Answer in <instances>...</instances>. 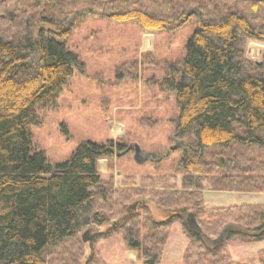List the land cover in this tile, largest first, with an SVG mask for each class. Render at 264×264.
Wrapping results in <instances>:
<instances>
[{
	"label": "trees",
	"instance_id": "obj_1",
	"mask_svg": "<svg viewBox=\"0 0 264 264\" xmlns=\"http://www.w3.org/2000/svg\"><path fill=\"white\" fill-rule=\"evenodd\" d=\"M87 18L133 21L149 34L198 25L184 57L164 62L154 80L161 93L175 94L172 123L184 144L181 189L148 195L164 221L144 201L128 206L142 195L134 182L116 190L98 172V161L123 155L122 141H82L56 163L33 142L38 112L55 108L72 76L85 74L66 39ZM249 42L264 44V0H0V264H58L52 256L81 245L79 233L106 223L112 210L120 220L100 238L119 231L142 264H160L175 223L188 238L183 264H239L227 247L264 240V201L206 208L202 191L206 180L215 191L264 195V53L257 62L245 58ZM109 200L114 209L96 207ZM257 257L264 264V250ZM66 259L80 264L71 253Z\"/></svg>",
	"mask_w": 264,
	"mask_h": 264
},
{
	"label": "rangeland",
	"instance_id": "obj_2",
	"mask_svg": "<svg viewBox=\"0 0 264 264\" xmlns=\"http://www.w3.org/2000/svg\"><path fill=\"white\" fill-rule=\"evenodd\" d=\"M197 26L192 21L174 32L149 34L141 32L133 21L87 18L79 23L67 37L66 44L85 64V74L72 76L55 108L38 112L40 123L32 127L36 147L45 151L50 162L56 163L69 159L82 141L98 144L110 139L122 141L127 145L123 155L100 160L105 164L97 168L98 172L116 190L131 187L134 182L133 187L142 192V199L134 198L128 206L135 210L136 200L144 201L152 218L164 221L163 209L148 195L162 187L181 189L177 164L184 144L175 135L172 123L178 115L175 94L161 93L154 80L162 77L164 62L184 57L186 42ZM250 45L262 48L258 57L248 54ZM263 53L264 44L249 42L245 46V58L250 61H260ZM115 111L117 121L113 119ZM130 145L138 147L137 157L134 148L129 151ZM203 187L206 208L264 201L261 193L215 191L206 180ZM99 203L96 201V207L108 211L115 208L116 202ZM114 212L108 213L106 223L84 228L78 235L81 245L76 241L62 251L71 253L73 260L80 264H142L136 253L126 247L119 231L100 238L110 225L119 222L120 217ZM190 222L191 219L188 227L194 230ZM167 237L160 264H183L188 238L181 224L172 225ZM227 248L237 263L259 264L257 254L264 250V240L258 243L236 240ZM64 252L52 258L57 257L55 260L63 264L67 260Z\"/></svg>",
	"mask_w": 264,
	"mask_h": 264
},
{
	"label": "water",
	"instance_id": "obj_3",
	"mask_svg": "<svg viewBox=\"0 0 264 264\" xmlns=\"http://www.w3.org/2000/svg\"><path fill=\"white\" fill-rule=\"evenodd\" d=\"M179 141H180V140H179ZM132 148H134V154H135V157H137L138 154L140 153L138 147H137L136 145H133V146L130 145L129 148H128L129 151H130ZM188 220H190V218H188ZM190 224H191V226L194 227V231L199 232V227H198V225L195 223V221H194L192 218H191V222H190ZM222 239H223V235L221 234V235L216 239V241H214V243H216V242H221ZM85 241H86V240L83 239V242H85Z\"/></svg>",
	"mask_w": 264,
	"mask_h": 264
},
{
	"label": "bare ground",
	"instance_id": "obj_4",
	"mask_svg": "<svg viewBox=\"0 0 264 264\" xmlns=\"http://www.w3.org/2000/svg\"><path fill=\"white\" fill-rule=\"evenodd\" d=\"M261 49L262 48L259 46L250 45L248 48V54L252 57H258Z\"/></svg>",
	"mask_w": 264,
	"mask_h": 264
},
{
	"label": "crops",
	"instance_id": "obj_5",
	"mask_svg": "<svg viewBox=\"0 0 264 264\" xmlns=\"http://www.w3.org/2000/svg\"><path fill=\"white\" fill-rule=\"evenodd\" d=\"M117 113H118L117 111H115V113H113V115L115 116V117L113 116V119H115V121H117V120H118V117L116 118V116H117ZM104 164H105V162H104V161H99V162H98V164H97V165H98V167H97V168H98V170H99V166H101V167H104Z\"/></svg>",
	"mask_w": 264,
	"mask_h": 264
}]
</instances>
